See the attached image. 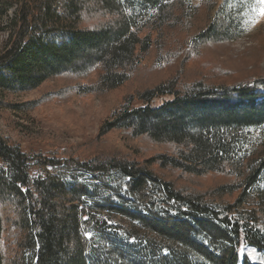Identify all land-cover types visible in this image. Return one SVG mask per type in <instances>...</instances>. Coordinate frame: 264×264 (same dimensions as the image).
<instances>
[{
	"label": "trees",
	"instance_id": "obj_1",
	"mask_svg": "<svg viewBox=\"0 0 264 264\" xmlns=\"http://www.w3.org/2000/svg\"><path fill=\"white\" fill-rule=\"evenodd\" d=\"M183 1L0 0L19 6L0 90L89 69H99L98 89L120 86L151 30L182 19ZM195 39L229 40V24L213 19ZM218 84L160 82L141 91L144 105L130 96L102 125L170 143L175 151L153 157L164 166L230 178L203 194L121 154L40 159L59 170L33 177L27 155L0 134V264H238L243 244L264 251V141L239 148L246 128L264 125V76Z\"/></svg>",
	"mask_w": 264,
	"mask_h": 264
},
{
	"label": "rangeland",
	"instance_id": "obj_2",
	"mask_svg": "<svg viewBox=\"0 0 264 264\" xmlns=\"http://www.w3.org/2000/svg\"><path fill=\"white\" fill-rule=\"evenodd\" d=\"M183 4L181 20L151 30L150 38L138 47L137 66L120 86L98 89L99 69H89L50 77L29 90H0V134L27 155L33 177L59 170L43 166L40 159H83L104 153L136 159L153 169L157 177L172 180L177 188L192 194L206 193L230 179L220 172L185 173L154 161L158 153L175 151L170 143L133 136L124 129L102 130L103 123L113 120L114 110L127 98L131 96L133 106L144 105L139 98L141 91L163 81L175 79L187 85L203 80L219 85L264 76V0H184ZM6 5L0 3V55L9 47L13 19L19 11L17 4ZM223 18L229 24L231 39H195L211 20ZM147 33L148 27L141 36ZM262 141L264 125L248 127L239 148L251 152ZM123 181L118 178L116 183L125 191ZM214 196L211 199L220 200ZM229 197L221 199L228 201ZM101 215L114 225L128 224L111 213ZM249 247L254 248L253 257L259 263L254 262ZM238 264H264V251L243 244Z\"/></svg>",
	"mask_w": 264,
	"mask_h": 264
},
{
	"label": "bare ground",
	"instance_id": "obj_3",
	"mask_svg": "<svg viewBox=\"0 0 264 264\" xmlns=\"http://www.w3.org/2000/svg\"><path fill=\"white\" fill-rule=\"evenodd\" d=\"M248 248V247H247ZM249 252H250V255L253 257V256H256V252L254 251V248H252V247H249ZM251 258V257H250ZM253 260H254V262H256V263H259L258 261H257V258L256 257H253Z\"/></svg>",
	"mask_w": 264,
	"mask_h": 264
},
{
	"label": "snow or ice",
	"instance_id": "obj_4",
	"mask_svg": "<svg viewBox=\"0 0 264 264\" xmlns=\"http://www.w3.org/2000/svg\"><path fill=\"white\" fill-rule=\"evenodd\" d=\"M88 219V217H85V220H87Z\"/></svg>",
	"mask_w": 264,
	"mask_h": 264
}]
</instances>
